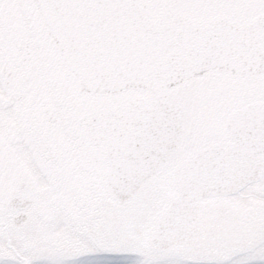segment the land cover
<instances>
[{"label": "snow or ice", "instance_id": "6c2138e0", "mask_svg": "<svg viewBox=\"0 0 264 264\" xmlns=\"http://www.w3.org/2000/svg\"><path fill=\"white\" fill-rule=\"evenodd\" d=\"M80 12L82 27L70 23ZM129 12L137 15L125 19ZM13 33L24 49L15 84L5 76ZM214 56L239 68L220 77L201 119L221 130L248 112L246 131L264 146V0H0V264H264V198L228 211L218 191L243 181L253 163L264 171V151L245 162L205 144L207 174L188 180L172 205L147 190L123 204L95 193L60 202L33 194L23 222L7 206L10 95L34 101L25 127L45 155L72 123L85 126L94 149H142L172 102L181 108L185 91L214 75ZM197 102L187 100L188 122Z\"/></svg>", "mask_w": 264, "mask_h": 264}, {"label": "flooded vegetation", "instance_id": "af4514ba", "mask_svg": "<svg viewBox=\"0 0 264 264\" xmlns=\"http://www.w3.org/2000/svg\"><path fill=\"white\" fill-rule=\"evenodd\" d=\"M29 47H33V51H35L34 46L30 45ZM42 48L43 46H41V50ZM7 50L5 60V76L7 80L15 84L21 79L22 73L20 71V55L24 53V49L20 47L15 33H13L7 41ZM41 50L38 52L40 56L42 55ZM25 59H27V57ZM225 73L227 72H214L212 77L206 79L202 83L194 85L191 89L186 90L184 97L181 100L183 113L185 108L189 106L187 103L189 98L204 100L208 98L209 94L214 95L220 87V77H222ZM196 105L197 103L192 106V110L194 109V106L196 107ZM5 109L13 116L3 145L2 164L4 173L3 178L7 188V201L11 197L24 195L28 198L29 202L28 204L26 203L24 207L8 206L9 209L16 213L14 218L23 213V211L33 203L30 198L33 194H39L44 199L60 202L72 199L71 196L83 197L89 193H96L97 190H101L118 204H123L124 202L134 199L135 196H137L135 194L134 197L124 201L114 198L113 192L101 175L99 167L89 159L81 145L80 138L77 135L78 123H72L66 128V131L72 130L76 134V137L73 136V133L70 134L71 137L66 136L64 133L65 129L59 133L58 137H51L47 142L51 150V155H45L44 145H37L34 143L31 138V133L28 128L25 127L26 120L30 118L32 113L35 111L34 101L25 100L23 97H20L19 101L12 102L8 106H5ZM198 118L199 117L196 114V118L192 122H188L185 119L183 136L173 155L178 151L182 155H188L204 148L205 145L201 148L193 149L192 152H185V150L182 149L188 142V135L193 131ZM229 139L230 140L228 141L222 139L217 142L207 141L206 144L212 148H217L230 143L232 139L231 137ZM82 155L90 168L94 170L96 175H98L99 181H102V179L104 180V184L102 183L104 188L100 185H93V183L97 181L94 177H92L94 182L89 183L88 185L86 184L88 178H83L80 172ZM167 168L168 162L160 169L161 173L159 174H166L165 171ZM55 177H58V179L62 177L61 179H63V181L59 184L61 187L57 189L58 194H56L55 188L49 189L51 186L56 185L54 184V181L56 180ZM41 178L46 181V187H41L39 182ZM262 178H264V174ZM145 185L150 186L151 182H147ZM49 190L52 193L49 192ZM143 190L144 188L137 194ZM224 205L225 210H232V207L227 202H224ZM111 250L113 249H100L102 252Z\"/></svg>", "mask_w": 264, "mask_h": 264}, {"label": "water", "instance_id": "95a60500", "mask_svg": "<svg viewBox=\"0 0 264 264\" xmlns=\"http://www.w3.org/2000/svg\"><path fill=\"white\" fill-rule=\"evenodd\" d=\"M87 15L80 12L75 14V17L70 21L73 25L83 26L81 17ZM137 13L129 12L125 14V19L135 17ZM60 34H57V39ZM247 42V41H246ZM213 72L226 71L236 72L239 68L238 63L226 60L222 56H214L212 58ZM13 97V96H12ZM5 101V106L13 101H19L20 96H15ZM250 113H236L229 120L227 126L235 138V142L227 146L225 149L228 154L238 152V159L245 162H254L255 158L264 151V146L258 145L250 138L246 131L247 120ZM184 115L181 108L176 107V101L171 104V109L167 113L165 126L163 129H158L150 138V141L141 149L140 145L134 148L125 150H110L107 154V149H94L90 137L87 135L85 126L78 123L77 131L82 137L87 151L92 154V161L100 166L101 174L107 179L115 199L127 200L136 193L145 181L149 180L171 156L175 149L184 128ZM208 156L199 159H192L189 163L180 164L173 174V186L179 192H183L188 180L197 176H205ZM264 171L256 168L253 163V168L249 175L241 182L228 184L218 189L221 195H231L246 185L258 181ZM221 173H217L219 175ZM180 196V195H179ZM178 196V197H179ZM172 202L174 204L177 198ZM23 197H12L7 201V206L20 207V201ZM18 202V204H16ZM171 204V205H172ZM25 217L21 213L14 218V221L23 222Z\"/></svg>", "mask_w": 264, "mask_h": 264}, {"label": "rangeland", "instance_id": "374dc122", "mask_svg": "<svg viewBox=\"0 0 264 264\" xmlns=\"http://www.w3.org/2000/svg\"><path fill=\"white\" fill-rule=\"evenodd\" d=\"M41 52H42L41 57H44L45 59H47L46 54L43 51V48ZM49 63L53 70L59 71L58 65H56L55 63L51 61H49ZM52 83L55 86V82L53 81ZM206 101L207 99L202 100L200 103H198V106L196 107V109H198L196 111L198 113L197 115L199 118L197 119V123L194 126L193 131L191 132L192 134L190 133L191 135L190 134L188 135V138H187L188 142L182 148L185 150V152H192L193 149L195 148H201L206 144L207 141L217 142V141H221V139L225 141L230 140L228 138L229 133L226 127H224L221 130H215L210 127H207L204 120L201 119V114L207 111ZM71 131H66V128H65L64 133L66 136H70V137H71L70 134L73 133V136L76 137V134L73 131L72 132ZM77 145H78V142H77ZM182 157L183 155L180 154L179 151L176 152L174 155H172L171 158L168 160V168L166 170V174L163 173V175H160L158 177L156 176L157 178H155L154 182L150 186L146 187L142 192L147 190V192L150 195V198L153 200L165 199L169 202L174 194V191L172 190V187L170 185V172H171L170 168L176 161L180 160ZM80 172L83 178H88V181H86L87 185L89 183L94 182L92 179V177H94L97 181L94 182L93 185L95 184L98 186L100 185V186H103L104 188V185H103L104 180L102 179V181H99L98 175H96L94 170H92L90 166L86 163V161L83 158V155H82V164H81ZM55 178L56 180L54 181V184L56 185L51 186L49 189L55 188L56 194H58L57 189L61 187V185L59 186V184L61 181H63V179H61L62 177L59 179L58 177H55ZM262 181H264V178H262V180L260 179L258 182L250 183L246 185L244 188H242L241 190H239L238 192L232 195L224 196L222 198L223 202H227L228 204H230L232 208L233 206H235L236 208H239V209H244L245 207L248 206L247 204L244 203L245 201L249 202V204L251 205H255L257 201H259L261 198H264V186H262L261 184ZM49 192L51 191L49 190ZM95 194L107 196L105 192H102L101 190L100 191L97 190ZM86 196L87 195L80 197V198L83 199ZM73 197L74 196H71V198Z\"/></svg>", "mask_w": 264, "mask_h": 264}]
</instances>
